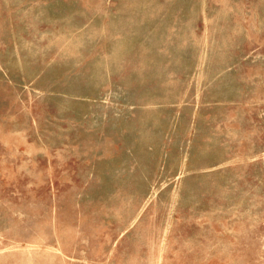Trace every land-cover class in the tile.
<instances>
[{"label":"rangeland","instance_id":"1","mask_svg":"<svg viewBox=\"0 0 264 264\" xmlns=\"http://www.w3.org/2000/svg\"><path fill=\"white\" fill-rule=\"evenodd\" d=\"M0 264H264V0H0Z\"/></svg>","mask_w":264,"mask_h":264}]
</instances>
